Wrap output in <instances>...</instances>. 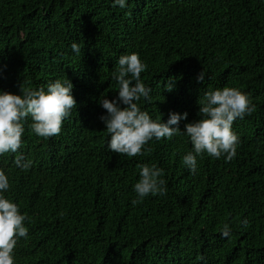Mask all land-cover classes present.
Returning a JSON list of instances; mask_svg holds the SVG:
<instances>
[{"label": "trees", "instance_id": "trees-1", "mask_svg": "<svg viewBox=\"0 0 264 264\" xmlns=\"http://www.w3.org/2000/svg\"><path fill=\"white\" fill-rule=\"evenodd\" d=\"M131 52L152 88L141 107L165 121L187 111L181 128L199 119L209 88L250 94L255 110L233 123L232 159L205 153L191 173L181 136L153 139L135 157L107 149L98 101L118 95L111 72ZM66 75L77 106L61 132L39 137L25 123L28 170L14 166L15 154L0 156L7 195L30 218L17 264H264V0H128L123 9L111 0H0V89L19 94ZM145 163L163 169L167 192L133 205Z\"/></svg>", "mask_w": 264, "mask_h": 264}, {"label": "clouds", "instance_id": "clouds-1", "mask_svg": "<svg viewBox=\"0 0 264 264\" xmlns=\"http://www.w3.org/2000/svg\"><path fill=\"white\" fill-rule=\"evenodd\" d=\"M113 7L126 8L128 0H111ZM74 54L79 55L81 44L73 41L70 45ZM147 68L146 63L136 52L118 57L111 72V80L118 84V95L99 98V104L106 110L99 118L108 133L107 149L135 157L145 154L149 141L175 136L186 137L191 149L182 156V163L189 172L198 168V157L205 153L214 159L224 157L232 159L236 155L239 137L233 128L237 119H243L255 110L250 94L238 87L224 86L209 88L199 97V119L186 122L181 128L180 122L187 120L188 112L170 111L165 121L159 116L153 117L141 107V101H152V88L141 78ZM204 79V73L198 76ZM73 82L67 75L49 81L38 88L24 87L19 94L0 89V156L15 154L13 164L21 170L31 167V160L20 151L25 123L31 132L39 137L49 138L58 135L66 118L77 106L73 94ZM175 87V78H169L164 85L167 91ZM139 179L133 185L136 198L133 205L149 195L163 196L167 192L164 171L156 164H141ZM10 179L7 172L0 168V264H17L15 248L21 238H29L26 221L30 218L23 213L14 199L7 195ZM246 223V221H243ZM232 228L225 223L221 236L228 238Z\"/></svg>", "mask_w": 264, "mask_h": 264}]
</instances>
